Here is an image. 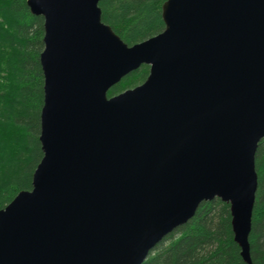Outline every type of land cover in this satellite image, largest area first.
<instances>
[{
    "label": "water",
    "instance_id": "95a60500",
    "mask_svg": "<svg viewBox=\"0 0 264 264\" xmlns=\"http://www.w3.org/2000/svg\"><path fill=\"white\" fill-rule=\"evenodd\" d=\"M99 1L26 2L43 17V155L0 209V264H141L215 197L253 264L264 0H166L164 29L133 45ZM141 64L142 83L107 97Z\"/></svg>",
    "mask_w": 264,
    "mask_h": 264
},
{
    "label": "trees",
    "instance_id": "16d2710c",
    "mask_svg": "<svg viewBox=\"0 0 264 264\" xmlns=\"http://www.w3.org/2000/svg\"><path fill=\"white\" fill-rule=\"evenodd\" d=\"M166 0H100L101 19L128 45L161 32ZM27 0H0V209L21 190H30L42 158L39 141L43 105V17ZM141 64L107 90V97L142 83ZM257 187L248 236L250 259L264 264V137L254 155ZM141 264H246L234 241L229 204L202 201L194 215L168 232Z\"/></svg>",
    "mask_w": 264,
    "mask_h": 264
}]
</instances>
